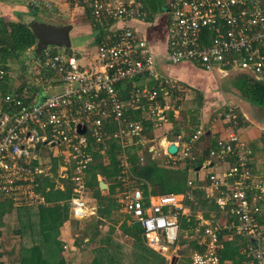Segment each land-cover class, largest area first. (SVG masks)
<instances>
[{"label": "built area", "instance_id": "obj_1", "mask_svg": "<svg viewBox=\"0 0 264 264\" xmlns=\"http://www.w3.org/2000/svg\"><path fill=\"white\" fill-rule=\"evenodd\" d=\"M136 1H88L94 25L105 35L87 64L63 48L52 56V48L45 51L46 58L34 73L40 75L44 69L57 74L63 83L60 93L47 94L41 102H30L27 88L0 95V195L14 207L31 206L39 199L38 179L48 170L33 166V162L38 161V150L45 141L48 146H65L67 154L62 156L73 159L65 161L61 177L73 170L75 190L70 205L75 218L94 215L85 198L91 146L101 147L112 138L120 141L124 151L126 140L137 145L144 141L147 121L157 126L167 122L170 112L175 117L179 114L181 86L160 75L161 60L151 52L146 34L132 26L134 22L151 23L150 12ZM30 7L39 8L36 2ZM164 19L168 42L163 64L190 62L222 76L239 70L257 82L264 81L263 0H166ZM7 75L0 69V83ZM139 78L152 80V84L137 86L134 82ZM122 86L129 91H120ZM136 114L142 117L133 118ZM224 118L229 132L210 149L209 158L228 167L221 174L211 173L207 184L200 187L207 199L215 200L225 218L205 224L203 232L190 237L198 246L192 251L191 264H264V205L259 197L251 196L258 188L253 183L252 155L238 134L235 107L227 104ZM106 121L114 131L108 130ZM78 126L85 127L84 134ZM204 133L200 128L189 144L183 148L177 145V160L193 159L190 144ZM164 155L172 156L167 149ZM120 159L121 167L128 168L127 156ZM194 181L197 179L188 182L192 190L197 188ZM194 200L192 193L145 197L136 189L123 197L121 206L140 223L150 246L174 247L181 240L180 218L191 213L187 201ZM234 236L257 240L258 245L241 249L243 259L223 261L224 243Z\"/></svg>", "mask_w": 264, "mask_h": 264}, {"label": "trees", "instance_id": "obj_2", "mask_svg": "<svg viewBox=\"0 0 264 264\" xmlns=\"http://www.w3.org/2000/svg\"><path fill=\"white\" fill-rule=\"evenodd\" d=\"M141 4L150 11L147 3L145 5L141 2ZM31 9L36 13V10L33 8ZM155 11L156 10H154L153 13H155ZM153 18L152 14L149 22H153ZM35 22H37V19L27 24L22 21L12 22L0 18V69L10 73L12 67L19 64L21 73H25L23 66L28 63V60L31 61L28 52L31 50L34 52L37 46V39L31 29ZM96 30L101 32L98 36L100 40L105 35V31L101 30L100 27ZM66 51L68 53L72 52L71 49H66ZM57 52V48H52L50 50V55H55ZM45 58V52L41 55H36L34 52V60L37 61L39 65ZM24 76L22 75L23 84L20 88L29 89L31 96L30 102L33 100L38 101V99H40L38 94L41 93L44 88H50L52 86L58 88L63 86L57 74L47 72L44 69H41L38 77L33 76L35 81H25ZM8 77L9 75L0 83V92H5L6 94L10 93ZM242 79L239 85L242 92V99L254 106L264 109V81L257 82L248 76ZM51 80H53V83L48 85V82ZM36 81H40L38 85ZM174 95L175 98L176 94ZM177 101V106H179L178 104L181 103V100L177 99ZM235 112L238 118V130L242 125V117L236 109ZM136 118L140 117L136 116ZM167 118L173 124L177 123L172 112L167 114ZM108 130L110 132L114 131V126L111 125ZM192 134L193 133H191V135ZM43 146L49 147L46 144H42V147ZM137 148L140 149L139 147ZM137 148L131 146L123 151L120 142L111 138L106 139L103 146L98 147L95 151L94 149L91 150L93 152L90 151L92 162L89 164L86 171V191L88 195L97 202V214L94 217H88V219H72V222H75L76 225L79 224L78 228L82 220H86L81 230L90 237L88 242L75 241V247L78 250H82L91 245V242L98 236L97 229L102 224L101 222L104 220H113L112 211L116 209L119 200L109 195L114 191L112 192L111 190L110 192L112 193L109 192V194H105V190L100 189L97 178L101 176L105 182L109 184L113 182L121 185L123 182L129 181L131 183L130 189H140L143 191L145 197L192 193L195 199L194 202L187 201L191 213L189 216L180 218V229L182 232L186 233V236L183 238L184 241H187L188 245L191 246L192 251L198 250L196 241L190 237L195 235L196 231L203 232L205 227L199 226L200 220L197 219L198 214L196 215V213L200 212L204 219H211V221L215 222L218 219V214L221 215V212L215 204V200L207 199L204 191L200 187V185L207 184L206 180L203 184L194 181V185L197 187L195 190H192L188 186L189 169L202 166V162L205 160L203 157L207 156H203V159H201L200 155L197 156V154H195L193 155L195 162H192L191 159H185L177 163H172V161H168L169 158L167 156L165 157L163 155V157L161 156L159 158L154 157L148 149L142 150V156H140ZM209 150L207 151L208 153ZM38 154H41V148L38 150ZM123 154L127 156L128 168L126 169L121 167L120 158ZM50 158L52 161L51 168L38 179L36 193L39 199L36 204L15 209L10 200L0 195V238L4 235L3 228L9 225L7 218L13 216H9V214L14 210H16L14 221L17 222V227H12L13 229L8 228L7 230L12 231L13 235H17L21 238L17 262L14 263V261H12V263L10 262L9 264H67V261L61 255L63 253L64 243L61 240L60 230L69 218L70 201L75 190V184L72 181L73 170L67 172L66 177H61L59 170L64 164L62 157ZM162 159L163 161L161 162ZM105 160L109 161L106 166L104 164ZM38 164L39 163L36 161L33 162V166H37ZM211 212H214L213 214L217 219H212L210 215ZM125 218V221L120 225V230L124 235L135 241L136 244L134 245H136V248L139 250H134L136 261L139 260L143 264H150L151 262L153 264H168L164 256L147 247V243L144 241L145 232L140 223L133 220L130 216ZM114 223H116V221ZM114 231L115 228L113 226L110 227L106 240L100 241L99 245L105 247L98 249L96 253L97 256H94L91 264H120V259L122 257L125 258V256L121 254V252H123L121 245L115 244L114 246L108 247V245L111 244L110 235ZM224 234L228 233L225 232ZM180 241L181 240H179V242ZM224 244V250L221 253L222 260L234 259L237 261L240 258L243 259V257H240L241 249L248 247L252 242L250 238L246 236H234L231 241L226 240ZM2 256V253H0V262H2Z\"/></svg>", "mask_w": 264, "mask_h": 264}, {"label": "crops", "instance_id": "obj_3", "mask_svg": "<svg viewBox=\"0 0 264 264\" xmlns=\"http://www.w3.org/2000/svg\"><path fill=\"white\" fill-rule=\"evenodd\" d=\"M88 1L89 0H0V18H4L7 21L12 22L22 21L27 24L32 23L35 19H42V22L39 23H45L54 26L71 25L73 27L71 31V51L72 53H75L77 55V58L79 59L81 64H87L89 60H92L94 58L97 43L99 42L98 36L101 33L99 30H96L98 29V27L94 25V22L90 16V12L88 10ZM31 2H36L38 4L39 8L36 9V13H34L30 7ZM148 9L150 10V14L152 15L154 10L151 9L150 6L148 7ZM64 16L66 17L65 20L63 19ZM159 23L160 17L156 19L153 18V22L147 24H139L134 22L132 26L140 32L146 34L151 52L153 53L155 58H157L159 61L161 60V64L158 67L160 75L176 81L181 86L182 98L180 95L177 96V99L178 97H180L179 100L183 101L182 107L184 105L185 107L188 106V109H186L188 117L187 119L185 117L184 120L182 119L183 116L181 115V113H179L180 115L177 114V116L175 117L177 121L176 124H173L170 120H168L167 122H163V131L162 128L156 130V132L160 133L161 136L159 137V135L157 134L156 138L151 140L155 142V146L153 147L158 148V150L152 152L150 149V147L152 146H150L147 148L148 151L152 153L154 157L156 155L161 157V155H164V150L167 149L168 151V148L173 144L176 146H180V148H183L185 145L191 142L194 133L201 128L205 131V133L199 138L197 142L190 144V146L192 148V155L197 154V156L200 155L201 159H205V157L203 156H206L207 151L210 148H213L218 140L225 139L229 132V126L227 124V121L225 120L223 114L222 117H220L216 114L217 112H214L215 107L218 105L219 107L224 108L225 110L227 104L234 105L236 111L242 117V125L238 128V134L241 139L248 145L249 151L251 152L253 183L254 186H258V188L251 193V196L259 197L260 201L264 205V109L254 106L245 101L244 99H240L241 96L235 101H232L229 91L225 89L220 90V88L218 87L220 81L224 79L235 80L238 78H244L246 76L250 78L252 77L239 70L231 71L228 73L227 76H222L217 72L205 71L196 64L190 62H183L177 65L163 64L162 61L164 60L162 59H164L167 54L168 35L166 26L163 33H161V27ZM34 52H32V50L28 52L31 61L28 60V63L23 66V70L25 71L28 69V71H26L25 73L29 74V68H31L30 72L33 73L34 76L38 77L39 75H36L34 73L35 67L39 65V63L34 60ZM18 65L13 66L12 70L9 73L8 82L10 86V93L15 90H17V92H21V90L24 89H21L20 86L23 84L22 75L24 76L25 73H18V71L16 70ZM151 82L152 80L150 81L145 79H137L134 84H136L137 86L147 87L152 84ZM52 83L53 80L49 81L48 85H51ZM124 87L122 86L120 91L124 92V89L126 91H129L130 88L126 89ZM61 90L62 87L56 88V86L44 88V90L38 94V97L40 98L38 99V101L41 102L47 94L54 95L60 93ZM5 94V92H0V95ZM188 99H193L196 105L193 106L194 102L192 101L189 103ZM221 102L222 104H217ZM193 107L194 109H192ZM191 112H197L198 115L191 118ZM136 116H139L141 118L142 114L133 115V118H136ZM144 116L146 115H143V117ZM146 123V134H148V136L150 135L149 130L153 129L154 132L155 128H158L161 125V123H159L156 126L157 123L154 121H147ZM111 125L112 123H110L109 121L105 122V126L107 128H109ZM160 130L162 132H160ZM190 130H192V135L189 134ZM148 136L146 135L144 137V141L142 139L141 143L137 142L139 145L134 144L131 140H126V149L131 146L145 149L144 147L147 146V144L149 143L145 141L148 139ZM43 144L47 145L45 141L43 142ZM58 146L59 145H53L48 147V151L56 149L58 151L56 155H50L47 150L41 152L38 161H36L37 163H39L38 165L45 167L49 171L52 165V161L50 162V157H58L62 156L63 154V152H60L63 147L59 149ZM93 149L95 151L96 149H98V147L95 148V146H91V150ZM138 150V154L142 156L143 151L140 149ZM168 158L169 160H172V163L179 161L176 159V155H173L172 158ZM191 161L195 162L194 157L193 159H191ZM108 162L109 161L105 160V166L108 164ZM227 167V164L215 162L210 158H208V160L205 159L204 162H202V166L189 169V180L197 179L200 184H203V182L207 180L208 176L211 173L221 174L227 169ZM61 169L62 168L60 167V176H62ZM190 175H192L193 178L190 177ZM97 179L99 181L100 189L105 190V194H109L111 190L112 192L114 191L113 193L110 192L112 194L109 195L116 199L119 198L118 204L122 209L121 203L123 197L126 194L133 192L134 190L132 191V189H130V186L126 185L127 182H123V184L118 185L117 183L113 182H110V184L106 183L101 176H99ZM102 182L105 184L104 188L101 187ZM87 201L89 207L94 210V215L90 217H94L97 214V202L89 195L87 197ZM123 214L125 217L129 216L124 212ZM187 215L189 216L190 212ZM212 218L217 219L214 216ZM72 219L76 218L73 213V208L70 205L69 218L63 224L60 231L61 240L64 243L63 251H69L70 248V252L72 251V253H75V251L78 249L74 245V236L73 232H71L74 231ZM223 221V218H221V220L217 219V222ZM202 222L203 225L201 226H204L205 224L214 223L215 221L202 220ZM85 242H88V240H85ZM65 246L67 247L66 250L64 249Z\"/></svg>", "mask_w": 264, "mask_h": 264}, {"label": "rangeland", "instance_id": "obj_4", "mask_svg": "<svg viewBox=\"0 0 264 264\" xmlns=\"http://www.w3.org/2000/svg\"><path fill=\"white\" fill-rule=\"evenodd\" d=\"M137 1L140 2V3L142 2L145 5L147 3L151 7V9L154 8V10H156V12L152 13V14H153V17L155 19L160 17V23L159 24H160V27H161V33H163V31L165 29L164 7H165L166 0H137ZM63 19L65 20L66 17L64 16ZM37 21L38 22H42V19H37ZM51 23H54V22H51ZM59 50H62V49L58 48V51ZM16 70L18 71V73L21 72L20 65H18ZM30 70H31V68L29 69V74L27 73L26 76H24V80L25 81L26 80L27 81H31V80L35 81V79L33 78L34 75H33V73L30 72ZM26 71H28V69L25 70V72ZM242 80H243L242 78H238V79H235V80L234 79H224V80L220 81V84L218 85V87L220 88V90L225 89V90L229 91V94L231 96V100L235 101L237 98H240V96L242 95L241 94L242 93L241 89L239 87V85H240ZM36 82L39 83L40 81L39 82L36 81ZM179 98L180 97H178V99ZM240 99H242V96H241ZM188 101H189V103L192 102V101L194 102L193 99H191V100L188 99ZM182 102L183 101L181 100V103H179L178 105L180 106V113L183 116L182 119L185 120V117H186V119L188 117L187 112H186V109H188V106L185 107V105H184L182 107ZM217 104H222V102L221 103H217ZM195 105L196 104L194 102L193 106H195ZM214 106H216V105H214ZM231 106L235 107L234 105H231ZM226 107H227V105H226ZM226 107H225V109H226ZM192 109H194V107ZM224 111H225L224 108H221L218 105L214 109V112H217L216 114L218 116H220V117H222V114L224 116V113H223ZM190 115H191V118H193L196 115H198V113L197 112H191ZM160 126H159L160 128L159 127L155 128L154 132H153V129L149 130V134L151 136L150 135L148 136V134H146L148 136V139L145 140L146 142H149V143L147 144V146L144 147L145 149L140 148L141 150H147L148 147L155 146V142H153L151 140L156 138L157 134L159 135V137L161 136L160 133L156 132V130H159L161 128H162V131H163L164 128L162 126V123H161ZM162 131L160 130V132H162ZM191 133H192V130H190L189 134L191 135ZM133 143L135 144V141H133ZM58 147H59V149H61V147H63L60 150V152H63L65 154H67V152H65L66 151V147L65 146H58ZM40 148H41V152L49 150L48 147H45V146L42 147V145L40 146ZM48 152H49L50 155L51 154L52 155L53 154L56 155V153L58 151L56 149H54V150H52V151L50 150ZM209 153H210V150H209ZM209 153L207 152V154H206V156H207V157H205L206 160H208V157H210ZM160 154H161V151H160ZM161 156L163 157V155H161ZM61 157H62L64 163H65V161L73 160L71 157H68L67 155H65V157H63V156H61ZM155 157L159 158L158 155H156ZM176 159H178L177 156H176ZM158 160H160V159H158ZM162 161H163V159L161 160V162ZM168 161H172V160H168ZM50 162H51V160H50ZM177 162H179V161H176L175 163H177ZM190 177L193 178L192 175H190ZM126 182H127L126 185H129V186L131 185V183L129 181H126ZM87 197H88V193L85 194L86 200H87ZM117 199H119V198H117ZM117 206H118V208L116 207V209L112 211L113 220H110V221L109 220H104L103 222H101L102 224L97 229L98 236H96L94 241L91 242V245H89L88 247H85L82 250H76L75 253H72V251L70 252V248H69V251H65V252L63 251V253L61 255L65 258V260L67 261V264H91L94 256H97L96 253L98 252V249L105 247V246H100L99 243H100V241H105L106 240V238L108 237L109 231H110V227H112V226L115 228V231L110 235L111 244L108 245V247L114 246L115 244L121 245L122 250H123V252H121V254H122V256H125V258L122 257L120 259L121 260L120 264H143L139 260L136 261V258H135V255H134V250L137 249L136 245H134V244H136L135 241H133L132 239H130L129 237L124 235L121 232V230H120V225L125 221L126 218H125V216L123 214V212L125 213L123 208L121 209L119 204H117ZM205 211H206V209H205ZM15 213H16V210H14L11 214H9V216L10 215H13V216H10V217L7 218V222L9 223V225L3 228L4 235H3V237L0 238V253H2V255H3L2 256V262H0L1 264H9L10 262L12 263V261H14V263H16L17 259H18V252L20 250L21 238L19 236H17V235H13L12 231H8L7 230L8 228L11 229L12 227L13 228L17 227V222L14 221V214ZM213 213L214 212H211L210 215L212 217L213 216L215 217V215ZM196 215H197V219L200 220L199 221V226L203 225L202 220H206V219H204V217L200 214V212L196 213ZM221 218H225V217H223L222 215L218 214V219L221 220ZM86 219H88V218H86ZM208 220L211 221V219H208ZM113 221L114 222L116 221V223H114ZM84 222H86V220H82V222L80 223L79 228H78L79 224L76 225L75 222H72L74 231H71V232H73L74 241H77V242H82V241H85V240L89 241V239H90L89 235H87V233H85L84 231L81 230V227H83ZM185 236H186V233L182 232L181 233V241L179 243H177V245L175 247H173L174 251L182 250V251L185 252L183 257H180L178 259V264H191L192 248H191L190 245H188L187 241H184L183 237H185ZM147 247L152 249V250H154V251H156V252H158L162 256H164L167 259L168 264H171L172 259L174 257H176V253L175 252L173 253L172 256L166 257L165 255H163V253H161L160 251L155 250L148 243H147ZM150 264H153V263L151 262Z\"/></svg>", "mask_w": 264, "mask_h": 264}, {"label": "water", "instance_id": "obj_5", "mask_svg": "<svg viewBox=\"0 0 264 264\" xmlns=\"http://www.w3.org/2000/svg\"><path fill=\"white\" fill-rule=\"evenodd\" d=\"M32 32L34 36L37 39V46L35 48V54L41 55L43 52L48 50L49 48H64V49H71L72 47V40H71V31L73 27L71 25L66 26H54L49 25L45 23H39L35 22L32 27ZM45 99V97L42 99V101ZM78 131L81 134H84L85 127L84 126H78ZM178 152V148L176 145H171L168 148V153L170 155H175ZM101 187L104 188L105 184L102 182ZM144 241L147 242L146 237L144 236ZM252 243L257 246L258 241L253 240ZM165 249V252L163 255L166 257H170L173 255V253H176V257L172 259L171 264H177L178 259L184 255V251L182 250H176L174 251V248L171 246H162Z\"/></svg>", "mask_w": 264, "mask_h": 264}, {"label": "bare ground", "instance_id": "obj_6", "mask_svg": "<svg viewBox=\"0 0 264 264\" xmlns=\"http://www.w3.org/2000/svg\"><path fill=\"white\" fill-rule=\"evenodd\" d=\"M153 248L157 251H160V252H165V249L163 247H160V246H157V245H153Z\"/></svg>", "mask_w": 264, "mask_h": 264}]
</instances>
